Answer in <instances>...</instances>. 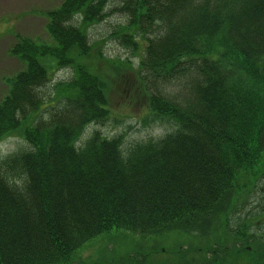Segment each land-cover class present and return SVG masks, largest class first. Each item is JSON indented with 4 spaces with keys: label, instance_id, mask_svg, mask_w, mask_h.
<instances>
[{
    "label": "trees",
    "instance_id": "16d2710c",
    "mask_svg": "<svg viewBox=\"0 0 264 264\" xmlns=\"http://www.w3.org/2000/svg\"><path fill=\"white\" fill-rule=\"evenodd\" d=\"M114 11L125 22L109 37L133 59L89 37ZM45 15L51 42L17 35L9 49L23 68L6 78L0 142L28 146L0 160V264H86L92 243L166 234L195 239L167 264H243L253 249L264 264L250 231L264 195L247 207L264 183V0H62ZM157 80L176 93L151 91ZM116 93L171 128L125 147L122 133L83 138L118 121Z\"/></svg>",
    "mask_w": 264,
    "mask_h": 264
},
{
    "label": "rangeland",
    "instance_id": "374dc122",
    "mask_svg": "<svg viewBox=\"0 0 264 264\" xmlns=\"http://www.w3.org/2000/svg\"><path fill=\"white\" fill-rule=\"evenodd\" d=\"M62 0H0V100L7 92L6 78L23 68V63L9 53V49L16 42L17 35L27 36L36 41L51 42L50 36L46 31L47 21L45 12L56 8ZM112 6V5H110ZM123 15L117 11L109 13L103 20L88 26V34L91 40L102 42V49L110 59L120 57H131L129 50L121 46L114 38L109 37L112 27L118 23H124ZM113 57V58H112ZM136 59L134 60V63ZM108 72V67L106 68ZM71 76L70 69H57L52 73V83L58 80L66 79ZM177 83H165L162 80L149 82L150 90L161 89L166 93H176ZM119 93L114 97V114L118 121L107 120L103 123H92L84 132L83 138L89 135L94 129H98L103 135L111 137L117 134H123L125 145L139 139L155 137L171 128V122L167 119L155 118L148 124L143 123L144 108L140 105H134L133 108L118 104L122 96ZM118 104V105H117ZM151 117V116H149ZM27 143L16 135H11L0 142V160L6 154L17 148L27 147ZM264 183L258 184L257 200L250 202L247 206L250 213L258 212L260 209L259 200L263 197L264 191L259 193V188ZM261 210V209H260ZM250 231L264 235V215L261 214L252 220ZM114 233H117L115 230ZM106 238V237H105ZM200 241L205 247L206 240L200 237ZM99 244L92 243L81 251L83 258L87 257L86 264H167L174 261L176 253L180 254L179 246L186 249L187 246H195V239L184 234H169L158 237H146L140 239L135 235H130L126 239H117ZM104 241V240H103ZM197 243L199 240H196ZM189 248V247H187ZM179 250L177 252L176 250ZM183 249V250H185ZM172 251L176 252L173 253ZM201 251L192 252L196 255ZM258 250L241 253L243 264H256L258 261ZM146 254V255H145ZM183 257L189 256V253H181ZM238 257L237 259H239Z\"/></svg>",
    "mask_w": 264,
    "mask_h": 264
}]
</instances>
